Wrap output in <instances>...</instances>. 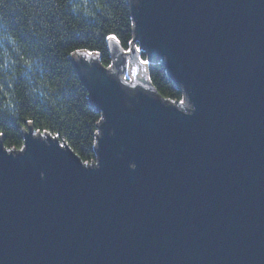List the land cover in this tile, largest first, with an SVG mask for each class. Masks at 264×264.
<instances>
[{
	"label": "water",
	"instance_id": "water-1",
	"mask_svg": "<svg viewBox=\"0 0 264 264\" xmlns=\"http://www.w3.org/2000/svg\"><path fill=\"white\" fill-rule=\"evenodd\" d=\"M128 3L130 50L70 56L96 162L31 122L20 149L0 135V264H264V0Z\"/></svg>",
	"mask_w": 264,
	"mask_h": 264
},
{
	"label": "trees",
	"instance_id": "trees-1",
	"mask_svg": "<svg viewBox=\"0 0 264 264\" xmlns=\"http://www.w3.org/2000/svg\"><path fill=\"white\" fill-rule=\"evenodd\" d=\"M109 35L130 50L128 0H0V135L7 148L23 147L31 122L35 131L68 143L84 162H96L102 113L70 56L86 50L111 65ZM140 59L162 97L183 98L161 62L148 63L143 51Z\"/></svg>",
	"mask_w": 264,
	"mask_h": 264
},
{
	"label": "rangeland",
	"instance_id": "rangeland-1",
	"mask_svg": "<svg viewBox=\"0 0 264 264\" xmlns=\"http://www.w3.org/2000/svg\"><path fill=\"white\" fill-rule=\"evenodd\" d=\"M137 46L139 47L138 43H137ZM122 77H123L124 80H126L128 82H131V83L133 82L131 79H134V76L132 74H128V68H127V73H125V76H122ZM178 103H179L180 107H183L182 105H184V106L188 105V102H187V100L185 98H182Z\"/></svg>",
	"mask_w": 264,
	"mask_h": 264
},
{
	"label": "snow or ice",
	"instance_id": "snow-or-ice-1",
	"mask_svg": "<svg viewBox=\"0 0 264 264\" xmlns=\"http://www.w3.org/2000/svg\"><path fill=\"white\" fill-rule=\"evenodd\" d=\"M107 38L110 39V40H116V39H117V38H116L115 36H113V35H109ZM79 51H81V49H76V52H79ZM71 54H74V53H71ZM145 62H146V61H145Z\"/></svg>",
	"mask_w": 264,
	"mask_h": 264
}]
</instances>
